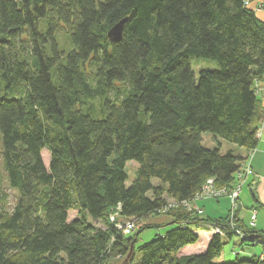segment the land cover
I'll return each mask as SVG.
<instances>
[{
  "label": "trees",
  "instance_id": "trees-1",
  "mask_svg": "<svg viewBox=\"0 0 264 264\" xmlns=\"http://www.w3.org/2000/svg\"><path fill=\"white\" fill-rule=\"evenodd\" d=\"M190 57L218 66L196 79ZM262 79L264 22L245 0H0V155L17 193L7 207L0 187V264H108L129 252V264H214L223 237L257 244L238 217L231 227L229 213L181 203L208 178L235 181L243 154L205 147L202 133L254 150ZM169 199L180 206L150 241L135 245L144 223L119 228ZM209 227L219 231L204 251L179 254ZM235 256L224 264H264Z\"/></svg>",
  "mask_w": 264,
  "mask_h": 264
},
{
  "label": "rangeland",
  "instance_id": "rangeland-1",
  "mask_svg": "<svg viewBox=\"0 0 264 264\" xmlns=\"http://www.w3.org/2000/svg\"><path fill=\"white\" fill-rule=\"evenodd\" d=\"M248 6H250V7L252 6L254 8V10L257 12H264V0H248ZM60 37L62 40L64 35H61ZM190 63H191L192 70L194 71V75H195L196 79H198L199 71L201 69H215L218 66L215 61L206 60V59H199L196 57H190ZM260 81L261 80L256 81V90L258 88V92L261 93V90L263 87L260 86ZM259 87H261V88L259 89ZM261 123H262V121H261ZM259 128H260V126H259ZM202 144L208 148H214V147L219 148L221 153H225L228 150H231L236 155H238V154L242 155L244 153L243 148L238 147L237 145H235L233 143L227 142V141L221 139L220 137H218V141L214 140L213 135L210 132H203L202 133ZM262 146L264 147V133L262 135V138H261V134H260L259 142H258V145L256 147L257 150H258V148H262ZM255 149L250 150V151H246V153L243 154L244 160L241 162L240 166H243L246 163H249V165L251 166V161L253 162L255 159L254 158L255 153H256ZM43 155L45 156V158H47V153L45 151L43 152ZM258 161H259L258 163L260 164V166L262 168L260 175L263 176L264 175V157ZM253 164H254V166L257 165L255 163V161ZM137 167H138V164L136 161L131 160V161L127 162L126 167H125V171L127 173L126 185H129L132 182V180L135 178ZM251 174H253L252 166H251ZM236 177H237V175L235 173V181L233 182V184L236 182ZM239 180H240V178H239ZM157 181H158L157 179H155V178L153 179L154 183H156ZM246 181L247 180H245V182H244V184H243V186L239 192L238 198H236V199H233L231 197V190L230 189H232L233 184L230 185L229 187L218 186V185L214 184L213 187L210 188V190L206 189L208 192L203 194L202 197L201 196L194 197L192 200L188 201V204L190 203L189 206L192 209H194L195 212L199 215H202V212H203V210L201 208L202 203H204L206 205L208 213H210V212L212 214L229 213L228 222L230 225L232 224L233 227L237 225L236 217H238V213H236V211L239 208V206H241L240 207V214H241L242 218L244 216V219L246 220L250 217L248 220V224H247L249 227H252L251 222H253L254 226H255L257 212L260 213V216L258 219V227H261L259 225V223H261V221L264 220V208L259 207L258 204L253 202L251 192H250L249 187L246 184ZM0 187L2 188V190L4 192H6L8 194L9 203H8L7 207L13 206L15 201H16V198H17V193L14 189L10 188L8 185L7 176H6V172L4 170V167H3V160H2L1 155H0ZM210 191H212L211 194H209ZM198 201H203V202H201V205L200 204L198 205L197 204ZM176 206H180V205L177 204L172 199H169V202H168L167 206H165L164 210L156 212L148 218L142 219L139 223L134 221L135 228L132 231L133 233H136L138 231V225L140 223L141 224L144 223L147 225V227H144L143 229H141L138 232V237H137V240L135 242V245L136 246L141 245V244L148 242L151 239H153L157 233H163L166 229V226H162V225L169 222V219H170L168 216V211L171 210L172 208L176 207ZM231 211H235V212L232 213ZM75 214H76L75 211H71L70 217H72ZM125 221L126 220H123V222H125ZM232 221H233V223H231ZM92 223H94L97 226L103 227V224L100 221H92ZM223 242L224 243L222 246V251H221L220 256L213 259L214 264H224V263L233 261L236 257L235 255L237 253H238V257L240 259H245V258L251 259V257L254 255H257L258 251L262 248L261 243H257L254 245H251V244L240 245V238L235 234L231 238L223 237ZM200 247L201 246L197 243L193 247H190L188 249V251H190V252L196 251V250L200 249ZM122 259L123 258H121L119 256H115L112 259H110L109 263H120L122 261Z\"/></svg>",
  "mask_w": 264,
  "mask_h": 264
},
{
  "label": "crops",
  "instance_id": "crops-1",
  "mask_svg": "<svg viewBox=\"0 0 264 264\" xmlns=\"http://www.w3.org/2000/svg\"><path fill=\"white\" fill-rule=\"evenodd\" d=\"M252 9H254L252 6H251ZM255 11V10H254ZM256 15L258 16L259 19H261L263 22H264V12H257L255 11ZM260 86L263 87L262 90H261V93L259 92V97L261 99V102H262V106L264 107V79H262L260 81ZM260 87V88H261ZM260 128L262 129V133H261V138H262V135L264 133V120L262 121L261 125H260ZM264 147L262 146V148H257L255 149L256 150V153H255V163L257 164L256 166H254V161L252 162L251 161V166H252V170H253V174H251V176L247 179L246 181V184L247 186L250 188H252L254 191H255V194L258 198V202L256 204H258L259 207H263L264 208V175H260V172L262 170L260 164L258 163L261 158L264 157ZM245 150H244V153L245 154ZM253 164V165H252ZM201 202L203 201H198V205L200 204L201 205ZM202 206V207H201ZM200 207L202 208L203 212H202V216H209V217H212V218H216V217H219V216H222V215H225L226 213L224 214H212L211 212L208 213L207 212V207L204 203H202ZM240 207L238 208L237 210V213H238V217L239 219L244 223V224H248V219H244V216L242 218L241 214H240ZM251 216V215H250ZM259 216H260V213L257 212V215H256V221H255V228L258 229L260 231V233L263 235L264 234V220L261 221V223H259V225L261 227H258V219H259ZM195 232H197L198 236H199V239L198 241L195 243V244H199L201 247L200 249L196 250V251H188V249L190 247H193L195 244L193 245H188V246H185L184 248H182L180 250V253L179 254H191V253H199V252H202L206 249L207 247V244L212 236V232H211V229L210 227L209 228H198L197 230L195 229ZM262 251H264V247L262 246V248L258 251L257 255L260 254Z\"/></svg>",
  "mask_w": 264,
  "mask_h": 264
},
{
  "label": "built area",
  "instance_id": "built-area-1",
  "mask_svg": "<svg viewBox=\"0 0 264 264\" xmlns=\"http://www.w3.org/2000/svg\"><path fill=\"white\" fill-rule=\"evenodd\" d=\"M245 2H246V4L248 5V0H245ZM259 89H260V87H259ZM256 92L257 93H259L258 92V88H257V90H256ZM262 133V129L261 128H259V130H258V137H260V134ZM253 153V152H252ZM236 175H237V177H236V182L232 185V189H230L231 190V197L233 198V199H236V198H238V195H239V192H240V190H241V188H242V186H243V184H244V182H245V180H247L248 179V177L251 175V166L249 165V163H246V164H244L243 166H240L239 167V169L236 171ZM240 178V180H239V178ZM213 185H214V180H213V178H208L206 181H205V183H204V185H203V187H202V190H201V192L199 193V194H197L195 197H198V196H201L202 197V195L203 194H205L206 192H208L207 190H210V188H212L213 187ZM207 189V190H206ZM211 192L212 191H210L209 192V194H211ZM216 193V192H215ZM178 204V203H177ZM183 206H186V207H190L189 206V204H188V201H185V202H182L181 203ZM191 208V207H190ZM165 209V207L162 209V210H164ZM232 213L233 212H235V211H231ZM234 218V217H233ZM110 219L111 220H114L115 219V214H111L110 215ZM234 220V219H233ZM231 223H233V221L231 222ZM118 226H119V228L120 229H122V231H123V233L124 234H130L132 231H133V229H134V221L133 220H126L125 222H123V223H119L118 224ZM251 226L252 227H254V223L253 222H251ZM231 227H233L232 226V224H231ZM219 231V228L218 227H212V232H218ZM239 232V231H238ZM259 259L262 261V262H264V251H262L260 254H259Z\"/></svg>",
  "mask_w": 264,
  "mask_h": 264
},
{
  "label": "water",
  "instance_id": "water-1",
  "mask_svg": "<svg viewBox=\"0 0 264 264\" xmlns=\"http://www.w3.org/2000/svg\"><path fill=\"white\" fill-rule=\"evenodd\" d=\"M125 22H126V18H122L111 26V28L107 32V36L110 40L117 42L121 39ZM249 239L250 241L256 240L258 243L264 244V236L261 233H253ZM130 257H131V252H129L120 263H108V264H129Z\"/></svg>",
  "mask_w": 264,
  "mask_h": 264
},
{
  "label": "bare ground",
  "instance_id": "bare-ground-1",
  "mask_svg": "<svg viewBox=\"0 0 264 264\" xmlns=\"http://www.w3.org/2000/svg\"><path fill=\"white\" fill-rule=\"evenodd\" d=\"M237 213V212H236ZM239 218V217H238ZM236 222H237V219H236Z\"/></svg>",
  "mask_w": 264,
  "mask_h": 264
}]
</instances>
